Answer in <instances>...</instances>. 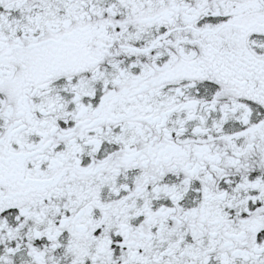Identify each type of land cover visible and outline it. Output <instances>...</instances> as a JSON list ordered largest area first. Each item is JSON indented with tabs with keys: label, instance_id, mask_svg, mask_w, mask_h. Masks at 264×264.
I'll list each match as a JSON object with an SVG mask.
<instances>
[{
	"label": "snow or ice",
	"instance_id": "obj_1",
	"mask_svg": "<svg viewBox=\"0 0 264 264\" xmlns=\"http://www.w3.org/2000/svg\"><path fill=\"white\" fill-rule=\"evenodd\" d=\"M0 264H264V0H0Z\"/></svg>",
	"mask_w": 264,
	"mask_h": 264
}]
</instances>
